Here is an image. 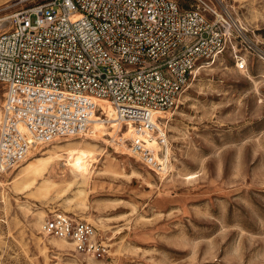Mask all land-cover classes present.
Segmentation results:
<instances>
[{
  "label": "rangeland",
  "instance_id": "1",
  "mask_svg": "<svg viewBox=\"0 0 264 264\" xmlns=\"http://www.w3.org/2000/svg\"><path fill=\"white\" fill-rule=\"evenodd\" d=\"M209 1L231 14L263 57L248 51L246 69L238 70L225 53L196 73L165 115V174L109 137L108 143L86 141L90 135L51 142L0 174V264L98 263L76 253L71 241L65 239L73 248L61 247L59 238L41 231L53 212L93 226L107 246L104 264H264V0ZM18 7L0 0V34ZM67 146L94 152L82 156L91 159L87 167L72 165L86 167L88 180L71 175ZM114 159L115 171L130 177L107 172ZM188 174L197 177L187 181Z\"/></svg>",
  "mask_w": 264,
  "mask_h": 264
},
{
  "label": "built area",
  "instance_id": "2",
  "mask_svg": "<svg viewBox=\"0 0 264 264\" xmlns=\"http://www.w3.org/2000/svg\"><path fill=\"white\" fill-rule=\"evenodd\" d=\"M193 3L14 0L19 7L0 34V174L51 142L90 135L95 116L117 125L113 146L165 174L169 119L161 115L177 108L196 73L225 53L238 70L246 69L248 51L263 57L226 9L209 0ZM41 231L104 264L107 246L89 223L53 212Z\"/></svg>",
  "mask_w": 264,
  "mask_h": 264
},
{
  "label": "bare ground",
  "instance_id": "3",
  "mask_svg": "<svg viewBox=\"0 0 264 264\" xmlns=\"http://www.w3.org/2000/svg\"><path fill=\"white\" fill-rule=\"evenodd\" d=\"M97 104L99 105V107L102 108L103 110V113H106L107 116H111L113 114V110L111 109L110 105L106 102V101H102V100H99L97 101ZM165 115H168V114H162L161 116H164L166 117ZM117 131H118V127L116 124H113L111 126H105L103 125V123L100 121V119L95 116L93 119H92V126H91V133H90V138H85L86 141H89L90 143L93 142V143H108L107 140L105 139V137H110V138H114L117 136ZM124 132V131H123ZM124 137H129L131 136V131L129 130L128 132H124L123 133ZM84 139V138H83ZM67 142V141H66ZM110 143V142H109ZM92 145V144H90ZM111 147V146H110ZM149 147L151 149H153L154 151H156L158 149L157 145L155 142H152L149 144ZM112 148V147H111ZM114 151L116 152V154L118 155H123L124 153H120V151L117 149V148H114ZM63 152L66 156H68L67 158L69 159V162L67 161V163L65 165H69V167H71L72 165L75 166V165H78L79 167L80 166H83L85 165L86 166V162L87 161H91V159H84L82 156L83 155H90V154H94L93 151L91 150H88V149H82V148H76V147H71V146H67L66 148L63 149ZM125 152V151H124ZM128 152V151H127ZM137 158V157H136ZM59 160V158L55 159L54 160V165L57 164V161ZM66 161V160H65ZM90 163V162H89ZM21 165V164H20ZM19 165V166H20ZM43 164H41L42 166ZM71 167L70 168V173L71 175L74 177V178H79V179H87V175L88 173H86V167L85 169L83 168H77L75 170L74 167ZM117 168V161L114 159V161H112L110 164H109V167H108V171L109 173H111L113 176H118V178H122V177H130V175H126L122 170L121 172H116ZM168 169V168H167ZM40 169H37L36 172H38ZM131 175H134V172L131 173ZM187 181H191L193 179H195L197 176L193 175V174H188V175H185ZM65 179V178H64ZM79 195H82V191H79L78 192ZM35 224H41L42 223V216L41 215H38L36 218H35ZM58 245L61 246V247H64L65 245L66 246H69L71 248H73V244L71 242H67L65 239H60L57 241ZM88 262H97L95 259L93 258H89Z\"/></svg>",
  "mask_w": 264,
  "mask_h": 264
}]
</instances>
